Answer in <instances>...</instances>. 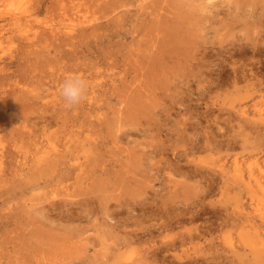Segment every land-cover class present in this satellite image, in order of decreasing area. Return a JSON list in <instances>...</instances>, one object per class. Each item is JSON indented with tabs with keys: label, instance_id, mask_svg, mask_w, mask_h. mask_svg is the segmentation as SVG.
Here are the masks:
<instances>
[{
	"label": "rangeland",
	"instance_id": "rangeland-1",
	"mask_svg": "<svg viewBox=\"0 0 264 264\" xmlns=\"http://www.w3.org/2000/svg\"><path fill=\"white\" fill-rule=\"evenodd\" d=\"M0 264H264V0H0Z\"/></svg>",
	"mask_w": 264,
	"mask_h": 264
},
{
	"label": "clouds",
	"instance_id": "clouds-1",
	"mask_svg": "<svg viewBox=\"0 0 264 264\" xmlns=\"http://www.w3.org/2000/svg\"><path fill=\"white\" fill-rule=\"evenodd\" d=\"M89 84L80 73H71L64 78L60 85L59 94L66 109L83 103L87 98Z\"/></svg>",
	"mask_w": 264,
	"mask_h": 264
},
{
	"label": "bare ground",
	"instance_id": "bare-ground-1",
	"mask_svg": "<svg viewBox=\"0 0 264 264\" xmlns=\"http://www.w3.org/2000/svg\"><path fill=\"white\" fill-rule=\"evenodd\" d=\"M72 38V37H71ZM263 49V48H262ZM260 52V51H259ZM154 54V53H153ZM162 57V56H161ZM161 60V59H160ZM186 62V61H185ZM142 70V69H141ZM126 72V71H125ZM137 73V72H136ZM142 73V72H141ZM249 73V72H248ZM238 77V76H237ZM242 79V78H241ZM250 79V78H249ZM243 81V80H242ZM144 83V82H143ZM127 84V83H126ZM115 86V85H114ZM90 87V86H89ZM133 87V86H132ZM142 89V88H141ZM144 89V88H143ZM90 92V91H89ZM146 92V91H145ZM132 93V92H131ZM130 108V107H129ZM118 110V109H117ZM99 120V119H98ZM17 126V125H16ZM216 148V147H215ZM57 153V152H56ZM58 157V156H57ZM41 158V157H40ZM47 161V160H46ZM45 162V161H44ZM81 163V162H80ZM82 164V163H81ZM77 165V164H76ZM79 165V164H78ZM124 167V166H123ZM59 168V167H58ZM83 169V168H82ZM71 170V169H70ZM210 175V174H209ZM229 180V179H228ZM223 182V181H222ZM224 187V186H223ZM92 190V189H91ZM201 190V189H200ZM209 190V189H208ZM203 192V191H202ZM204 193V192H203ZM94 198V197H93ZM96 199V198H95ZM203 199V198H202ZM84 206V205H83ZM149 214V213H148ZM167 214V213H166ZM168 214H169V212H168ZM156 225V224H155ZM157 227V226H156ZM159 227H161V226H159ZM168 227H170V226H168ZM173 227V226H172ZM154 229V228H153ZM190 236V235H189ZM134 237V236H133ZM171 237H173V236H171ZM191 237V236H190ZM179 238V237H178ZM125 241V240H124ZM175 241H177V240H175ZM161 244V243H160ZM173 244V243H172ZM182 244V243H181ZM165 245V244H164ZM168 246V245H167ZM170 246V245H169ZM168 246V247H169ZM183 246V245H182ZM162 247V246H161ZM166 247V246H165ZM164 247V248H165ZM164 248H162V250L164 249ZM176 249V248H175ZM173 253V252H172ZM180 256V255H179ZM197 263V262H196Z\"/></svg>",
	"mask_w": 264,
	"mask_h": 264
}]
</instances>
